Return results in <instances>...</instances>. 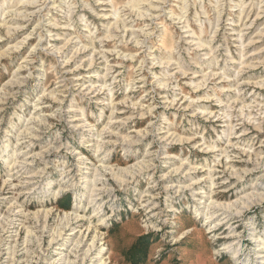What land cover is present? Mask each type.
Returning <instances> with one entry per match:
<instances>
[{"label": "rangeland", "instance_id": "rangeland-1", "mask_svg": "<svg viewBox=\"0 0 264 264\" xmlns=\"http://www.w3.org/2000/svg\"><path fill=\"white\" fill-rule=\"evenodd\" d=\"M261 255L264 0H0V264Z\"/></svg>", "mask_w": 264, "mask_h": 264}, {"label": "bare ground", "instance_id": "bare-ground-1", "mask_svg": "<svg viewBox=\"0 0 264 264\" xmlns=\"http://www.w3.org/2000/svg\"><path fill=\"white\" fill-rule=\"evenodd\" d=\"M96 239H94L93 241H95ZM259 241V240H258ZM94 243V242H93ZM91 245V244H90ZM95 248V243L93 244V245H91L90 246V249H89V251H91L92 250V248ZM102 252V250H100V252L99 253H101ZM86 253V252H85ZM233 257H237V254H235ZM258 257H262V258H264V255H261V256H258ZM100 261H102V262H104L105 263V261H103L102 259H100ZM261 263H264V262H261Z\"/></svg>", "mask_w": 264, "mask_h": 264}]
</instances>
